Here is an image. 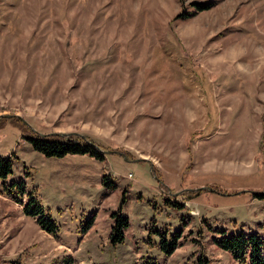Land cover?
<instances>
[{
	"label": "rangeland",
	"instance_id": "1",
	"mask_svg": "<svg viewBox=\"0 0 264 264\" xmlns=\"http://www.w3.org/2000/svg\"><path fill=\"white\" fill-rule=\"evenodd\" d=\"M49 137L102 159L33 148ZM9 157L0 264H239L214 239H264V0H0Z\"/></svg>",
	"mask_w": 264,
	"mask_h": 264
},
{
	"label": "trees",
	"instance_id": "2",
	"mask_svg": "<svg viewBox=\"0 0 264 264\" xmlns=\"http://www.w3.org/2000/svg\"><path fill=\"white\" fill-rule=\"evenodd\" d=\"M207 8L209 7L202 10ZM58 138L59 137H49V139L36 138L31 140V143L36 151L47 157H63L68 154H87L91 157L102 159L101 155L96 151L89 150L77 144L62 145ZM12 174V157L0 158V179L5 180ZM27 189V185L23 180L15 181L12 179L10 190L6 189V192L15 203L23 207V211L27 216L35 218L40 215L41 218L38 221L43 226V229L51 233L55 232V224L48 218H45L41 202L37 198L38 196L34 195L32 191L28 192ZM24 197L27 200L26 204L23 205L22 201ZM256 198L264 201V193L259 194ZM127 227V220L124 217H118L114 229L115 232L111 235L113 244L123 243V232ZM214 243L219 246L221 250L228 252L239 264H264V239L260 238L258 235L246 234L243 231L236 234L222 232L219 239H214ZM161 248L166 254L170 255L177 248V244L175 241H172L168 245L161 240Z\"/></svg>",
	"mask_w": 264,
	"mask_h": 264
},
{
	"label": "water",
	"instance_id": "3",
	"mask_svg": "<svg viewBox=\"0 0 264 264\" xmlns=\"http://www.w3.org/2000/svg\"><path fill=\"white\" fill-rule=\"evenodd\" d=\"M106 154H110L111 152H105Z\"/></svg>",
	"mask_w": 264,
	"mask_h": 264
}]
</instances>
